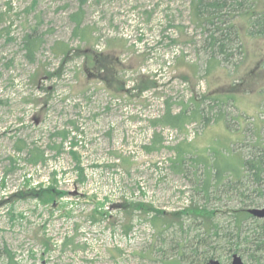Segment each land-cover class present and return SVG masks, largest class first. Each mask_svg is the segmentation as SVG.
I'll return each instance as SVG.
<instances>
[{
	"label": "rangeland",
	"instance_id": "rangeland-1",
	"mask_svg": "<svg viewBox=\"0 0 264 264\" xmlns=\"http://www.w3.org/2000/svg\"><path fill=\"white\" fill-rule=\"evenodd\" d=\"M193 3L0 0V264H9L4 249L12 264H162L175 258L171 246L184 234L174 224L157 235L154 211L169 217L195 202L220 209L214 222L229 224L220 212L236 201L205 202L191 161L212 153L219 167H235V158L264 150V33L255 23L264 0L225 8L223 17L197 15ZM76 12L78 28L70 19ZM30 28L44 34L34 62L19 43ZM209 34H224L225 53L209 57ZM61 45L71 48L65 59ZM94 59L107 75L117 70L104 75L105 87ZM59 62L62 72L42 83L48 90L37 88L31 74ZM213 99L223 103L222 115ZM167 105L171 114L184 106L186 116L197 106L204 112L181 127L153 123ZM62 130L65 141L53 135ZM17 140L43 149L44 160L23 161ZM177 149L187 151L185 171L172 165ZM45 191L54 194L48 201ZM257 202L248 209L264 206ZM251 220L246 228L256 227L264 241ZM192 226L189 237L203 230ZM223 232L210 248L230 264ZM246 248L253 257L239 252L244 264H264V245Z\"/></svg>",
	"mask_w": 264,
	"mask_h": 264
},
{
	"label": "trees",
	"instance_id": "trees-1",
	"mask_svg": "<svg viewBox=\"0 0 264 264\" xmlns=\"http://www.w3.org/2000/svg\"><path fill=\"white\" fill-rule=\"evenodd\" d=\"M194 8L197 12V15L202 13H207L210 16L217 15L220 13V17H223V11L225 8H234L244 5L246 0H193ZM218 18V17H217ZM70 19L75 23V27L78 28L82 23V16L78 12L72 14ZM255 23L259 25L258 30L264 33V13L260 14L256 18ZM225 36L221 34L216 37L214 34H209L204 40L206 48L210 53V58L214 57L217 53H225ZM20 49L24 52V56L29 62L35 61L36 53L41 49L44 43V34L37 29H28L24 30L20 36ZM62 47L63 59L68 57L71 52V48L67 46ZM86 53V52H84ZM96 54V53H95ZM98 60H93V64L98 74L94 76L96 80L101 84L106 86V78L108 75L116 74L114 68L106 74V66H98ZM60 65V62L58 66ZM62 64L57 67L56 70L52 72L46 68L43 70L31 74V79L35 82V86L41 90H48V88L42 86L44 80H52L57 73L62 72ZM115 70V71H114ZM106 74V78L104 75ZM92 76V74H90ZM90 76V77H91ZM93 77V76H92ZM50 88V87H49ZM139 90H143L145 87H137ZM114 98H118L113 96ZM218 107V115H222L220 112L221 103L217 99L212 100ZM187 106L182 107L179 112L171 114V108L169 105L166 106L165 113L161 119L154 120L153 123H169L172 126L176 125L181 127L184 123L190 122V120L197 119V116L201 112H204L198 106L190 113V116H186L185 112ZM201 117L208 119V117ZM218 118L217 114L215 119ZM65 130L59 131L53 135H60L62 140L65 141L68 134L64 132ZM154 140H152L153 142ZM63 142L61 141L60 145L53 146L56 151H61L63 147ZM159 143V141H158ZM147 149V146L144 147ZM16 153H23V161L28 164L36 165L37 163L44 160V150L38 148V146H33L28 149L26 143L23 140H17L14 145ZM151 149V148H149ZM188 152H191L188 150ZM176 157L172 161V165L178 170L185 171L184 167V153H187L184 149L176 150ZM17 158L9 155V160L11 166L16 164ZM191 162L194 165H191L192 174L194 176L195 189L198 194L201 195L202 199L207 202L211 200H219L223 196H229L231 200H235L237 207L235 208H226L221 210L220 214L227 217L230 222L226 224L227 226H219L214 222L215 216L219 213L220 209L216 210L213 208H207L206 205H199L193 202L190 205L178 210L177 212H172L167 217L164 211H154L155 214L150 216L149 221L153 228H155L157 235H162L163 232L172 227L174 224L178 227V230L184 234L182 239L175 242L171 249L176 251L175 258L167 260H161L162 264H204L210 259H214V247L210 248V240L213 237H220V233L223 234L224 238L227 239V250L229 254H238L242 252L246 255H249V251L246 246L250 244L254 246L255 251H262L264 241L261 240V235L256 234V227L250 228L245 226V221L247 219H252V222H259L261 230L264 231V218H255L247 212L248 207L258 206V200H264V150L258 149V152L254 155H242L238 159H234L236 166H222L219 167L214 160L212 153L203 155V157L193 158ZM198 165L202 167L201 172L198 170ZM14 168V167H13ZM199 171V172H198ZM255 185V187H252ZM52 191L53 189H49ZM46 192V200L51 198L54 194ZM54 193L65 195L64 192H58L53 190ZM51 195V196H49ZM254 196V197H253ZM43 201V202H45ZM148 213V212H147ZM217 217V216H216ZM185 219H190L189 223L185 227ZM192 225L195 228L200 227L201 232H196L192 237H189V232L192 230ZM229 226V227H228ZM130 228V226H126ZM228 227V228H227ZM250 230V234L248 231ZM256 234V235H255ZM229 237V238H227ZM226 241V240H225ZM230 241H234L233 243ZM4 255L6 256L8 263L12 264L13 256L9 250H3ZM253 253V252H252ZM253 257L252 254L249 255ZM257 264H260L259 262Z\"/></svg>",
	"mask_w": 264,
	"mask_h": 264
},
{
	"label": "water",
	"instance_id": "water-1",
	"mask_svg": "<svg viewBox=\"0 0 264 264\" xmlns=\"http://www.w3.org/2000/svg\"><path fill=\"white\" fill-rule=\"evenodd\" d=\"M247 212L255 218H264V206L261 208H249L247 209ZM204 264H220V262L216 259H210ZM230 264H244V262L241 256H239L238 254H232Z\"/></svg>",
	"mask_w": 264,
	"mask_h": 264
}]
</instances>
